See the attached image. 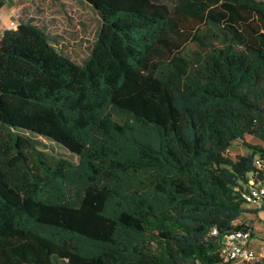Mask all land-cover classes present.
<instances>
[{"label":"trees","instance_id":"obj_1","mask_svg":"<svg viewBox=\"0 0 264 264\" xmlns=\"http://www.w3.org/2000/svg\"><path fill=\"white\" fill-rule=\"evenodd\" d=\"M84 1L102 18L84 64L22 17L0 37V264H229L259 210L264 0ZM43 140L83 162L74 193Z\"/></svg>","mask_w":264,"mask_h":264},{"label":"rangeland","instance_id":"obj_2","mask_svg":"<svg viewBox=\"0 0 264 264\" xmlns=\"http://www.w3.org/2000/svg\"><path fill=\"white\" fill-rule=\"evenodd\" d=\"M20 5L15 17L19 22L20 17L31 20L53 35L52 44L63 55L78 64H84L91 54L98 33L102 26L99 12L84 0H12ZM10 3V2H9ZM15 10V8H14ZM47 148L39 146L49 156L64 159L73 164L70 173V193H74L77 186L85 180L84 166L80 157L59 144L43 140ZM246 141L264 147V140L253 135H247ZM250 150L242 143L235 142L228 150L232 157L246 154ZM250 210L243 213L235 223H243L252 228L253 235L250 245L257 253L252 262L264 257V205L261 207L247 205ZM241 264V263H240Z\"/></svg>","mask_w":264,"mask_h":264},{"label":"built area","instance_id":"obj_3","mask_svg":"<svg viewBox=\"0 0 264 264\" xmlns=\"http://www.w3.org/2000/svg\"><path fill=\"white\" fill-rule=\"evenodd\" d=\"M18 21L12 19L8 27L16 28ZM256 166L263 173V178L258 181H252L246 185L242 192L244 203L261 207L264 205V158L256 159ZM217 232L216 229L213 231ZM252 237L251 230H238L235 233L225 236L222 244V254L224 260L229 264H239L244 261H252L256 258L257 253L250 245Z\"/></svg>","mask_w":264,"mask_h":264},{"label":"crops","instance_id":"obj_4","mask_svg":"<svg viewBox=\"0 0 264 264\" xmlns=\"http://www.w3.org/2000/svg\"><path fill=\"white\" fill-rule=\"evenodd\" d=\"M19 9L20 5L12 0H7L0 8V37L4 30L9 29L8 24L17 16Z\"/></svg>","mask_w":264,"mask_h":264},{"label":"water","instance_id":"obj_5","mask_svg":"<svg viewBox=\"0 0 264 264\" xmlns=\"http://www.w3.org/2000/svg\"><path fill=\"white\" fill-rule=\"evenodd\" d=\"M95 8V7H94Z\"/></svg>","mask_w":264,"mask_h":264}]
</instances>
